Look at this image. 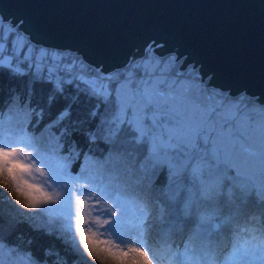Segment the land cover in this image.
Instances as JSON below:
<instances>
[{"label": "trees", "instance_id": "trees-1", "mask_svg": "<svg viewBox=\"0 0 264 264\" xmlns=\"http://www.w3.org/2000/svg\"><path fill=\"white\" fill-rule=\"evenodd\" d=\"M0 20L9 25L6 50H11L12 38L18 34L35 48L42 46L29 40L17 25L11 27L10 20L2 21L1 16ZM45 48L58 51L61 60L82 71L76 60H84L76 51ZM150 55L160 61L168 56L146 51L141 59ZM181 61L175 60L170 70H178ZM15 62L23 69L0 63V116L20 114L28 130L46 129L56 137L68 176L91 184L85 190L92 205L91 218L100 226L93 236L71 227L59 212L36 204L0 169V242L13 254L25 256L32 264H132L124 232L139 224L170 227L164 241L155 234L154 238L180 250L194 242L200 224L215 221L217 230H210L208 242L200 245L208 257L206 264H216L222 254L229 253L232 236L239 231L264 241V190L224 165L193 170L194 152L152 149L148 138L139 136L130 123L110 121L118 79L111 81L110 95L102 98L90 92L85 77L61 70L55 74L44 68L39 71L27 60ZM86 64L85 71L96 70ZM130 66L127 62L115 68L119 77ZM11 144L0 137L1 146ZM174 222L179 228L172 227ZM190 257L197 260L195 254Z\"/></svg>", "mask_w": 264, "mask_h": 264}, {"label": "rangeland", "instance_id": "rangeland-1", "mask_svg": "<svg viewBox=\"0 0 264 264\" xmlns=\"http://www.w3.org/2000/svg\"><path fill=\"white\" fill-rule=\"evenodd\" d=\"M8 26L0 20V50L4 52L0 63L22 70L21 64L5 55L10 53L34 59L37 62L31 63L39 71L43 66L38 62L50 64L43 71L51 74L58 72L52 65L69 67L71 64L61 60L58 51L43 46L35 48L26 42L23 34L13 37L11 50L5 52ZM167 54L163 61L151 55L135 59L122 77L112 69L108 71L109 80L89 85L90 92L107 98L113 87L111 81L118 79L113 91L116 106L110 121L130 123L139 136L148 138L152 149L164 147L174 153L194 152L193 170L202 172L208 165H224L264 190V109L244 95L232 98L221 91H210L205 85L207 81L200 80L195 68H191L193 64H186L182 70H170L174 53ZM76 62L82 71L87 69L86 62ZM135 70L139 73L134 74ZM77 76L84 79L81 73ZM4 114L0 116V137L12 144L7 148L0 145V169L7 171L16 187L36 204L59 212L71 227L95 235L100 223L91 218L92 205L85 190L90 183L78 176L74 179L68 176L59 158L56 137L46 129L28 130L26 119L20 114ZM160 214L158 210L157 217ZM172 227L179 228L176 222ZM210 230H213L211 222L200 224L194 242L182 245L180 250L161 241L160 244L154 238L155 234L164 241L170 235V227L162 223L155 228L147 224L130 226L124 232L123 241L132 264H206L208 257L200 245L208 242ZM253 236L244 230L233 235L231 251L222 254L216 264H264V241H255ZM219 245L223 243L220 241ZM190 254H195L197 260H192ZM0 264L32 263L25 256L0 246Z\"/></svg>", "mask_w": 264, "mask_h": 264}, {"label": "water", "instance_id": "water-1", "mask_svg": "<svg viewBox=\"0 0 264 264\" xmlns=\"http://www.w3.org/2000/svg\"><path fill=\"white\" fill-rule=\"evenodd\" d=\"M0 16L103 73L133 62L153 40L158 56H184L178 69L198 66L206 86L264 103V0H0Z\"/></svg>", "mask_w": 264, "mask_h": 264}, {"label": "built area", "instance_id": "built-area-1", "mask_svg": "<svg viewBox=\"0 0 264 264\" xmlns=\"http://www.w3.org/2000/svg\"><path fill=\"white\" fill-rule=\"evenodd\" d=\"M4 52L2 50H0V55H3ZM6 55L10 56V58H15V59H18L20 57H17L13 54H9V53H6ZM22 58V57H21ZM30 62H33V63H36L37 61L35 60H32V59H28ZM39 65H42V66H51L50 64H47L45 62H38ZM54 67V69H59V70H66L70 73H79L77 70H74V69H71L70 67L69 68H66L64 66H60V65H52ZM84 75V77L86 78V81L89 83V84H96L98 83L99 81L101 80H108L109 79V75L107 72H102V71H99V70H96L94 72H83L82 73Z\"/></svg>", "mask_w": 264, "mask_h": 264}, {"label": "flooded vegetation", "instance_id": "flooded-vegetation-1", "mask_svg": "<svg viewBox=\"0 0 264 264\" xmlns=\"http://www.w3.org/2000/svg\"><path fill=\"white\" fill-rule=\"evenodd\" d=\"M153 43V40H150L146 45H145V47H144V51H143V55H144V53L146 52V51H152V49L153 48H155V47H157L158 46V44H154L153 46H149L150 44H152ZM153 52V51H152ZM155 53V52H154ZM171 53H174V52H171ZM175 54V53H174ZM143 55L142 56H140V57H138V58H136V60L137 59H141L142 57H143ZM176 58V54H175V56H174V59ZM183 59L184 58V56H182V57H179L178 59H176V61L177 60H179V59ZM143 59H145V58H143ZM188 64H192V63H188ZM195 68V70L197 71V73H198V75L200 76V73L198 72V66H196V67H194ZM201 77V76H200ZM208 80V76L207 77H205L204 78V81L206 82ZM208 87L210 88V91H221V93H225V94H228V92H227V90H221L220 88H218V87H213V86H210V85H208ZM229 95V94H228ZM237 95H239V94H237ZM237 95H235V96H230V97H236ZM240 95H246L244 92H242V93H240ZM248 96V95H247ZM254 98L253 97H251V100H253ZM255 104H258V103H255ZM257 106H259V108H263L264 109V103L263 104H258ZM1 246V248H3V250H6V251H9V252H11L10 251V248L9 247H6V246H4L3 244H1L0 245Z\"/></svg>", "mask_w": 264, "mask_h": 264}]
</instances>
